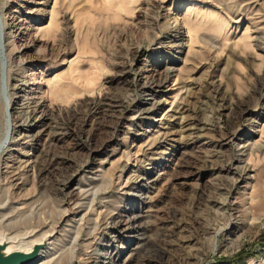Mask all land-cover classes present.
<instances>
[{
	"label": "rangeland",
	"instance_id": "rangeland-1",
	"mask_svg": "<svg viewBox=\"0 0 264 264\" xmlns=\"http://www.w3.org/2000/svg\"><path fill=\"white\" fill-rule=\"evenodd\" d=\"M1 28L0 235L59 218L74 264H264V175H238L264 167V0H0Z\"/></svg>",
	"mask_w": 264,
	"mask_h": 264
},
{
	"label": "bare ground",
	"instance_id": "bare-ground-1",
	"mask_svg": "<svg viewBox=\"0 0 264 264\" xmlns=\"http://www.w3.org/2000/svg\"><path fill=\"white\" fill-rule=\"evenodd\" d=\"M2 27V26H1ZM0 32H1V45H2V50L3 51H6V49H7V45H6V38H5V33H4V28H1L0 29ZM3 54V53H2ZM4 57V56H3ZM6 58V57H5ZM4 61V60H3ZM6 62V63H5ZM4 64H8V61H7V59H5V61H4ZM2 68L4 69V66L2 65ZM7 87H8V85H7ZM8 108H11L12 109V107H11V103L8 101V104H7V107H6V112H7V115H8ZM10 117H11V115L9 114L8 115V118L10 119ZM45 117H46V115H45ZM9 119H8V121H9ZM44 120V118H42V119H39V121H38V123H42V121ZM11 121V120H10ZM38 123H36L35 125H33V124H30V125H27V126H25V127H27V129H30V130H32V128L34 127V126H36V125H38ZM262 124V123H261ZM11 127V126H10ZM11 130V129H10ZM14 130V129H13ZM11 133H13V132H11ZM261 134H262V136H264V125H262L261 126ZM11 134H10V131L8 132V135L7 136H10ZM35 136V138L38 136L39 137V135H40V133L39 134H34ZM56 136V135H55ZM6 140H7V138H6ZM5 141V140H4ZM9 149V148H8ZM257 150V149H256ZM260 151H264V148L262 147L261 149H258L257 150V152L258 153H260ZM9 156V151H7L6 149H3L1 152H0V163L2 162V160H3V158H4V156L5 157H8ZM5 159V158H4ZM55 163V162H54ZM6 165V164H5ZM56 165V164H55ZM58 165V164H57ZM56 165V166H57ZM50 166V165H49ZM48 166V167H49ZM53 166H54V164H53ZM47 167V166H46ZM1 168V167H0ZM6 168H8V166L6 165ZM51 168V167H50ZM52 168H54V167H52ZM44 169V168H43ZM1 170V169H0ZM47 170V169H46ZM45 171V170H44ZM50 171H52L51 169H50ZM259 173V175L260 174H262V175H264V167H262V168H260V169H257V168H253V167H250L248 164H244L243 166H242V168H241V170L239 171V173H238V175H239V178L242 180V182H244V183H246L247 182V184L248 185H251L252 186V184L255 182V179H256V174L254 175V176H252V173ZM47 173V172H46ZM1 175V174H0ZM120 176V175H119ZM121 176H120V178L118 179V176H117V178L116 179H118V180H121ZM1 179V178H0ZM114 181V180H113ZM252 181V182H251ZM117 182H119V181H116V183ZM250 182H251V184H250ZM121 184H122V182H121ZM117 186H118V184H117ZM256 186V187H255ZM254 187H253V189L255 190V188L256 189H258L257 187V185H255ZM66 187V186H65ZM119 188V187H118ZM120 189V188H119ZM118 189V190H119ZM251 189V188H250ZM256 191V190H255ZM257 192H258V194H259V191L257 190ZM253 194H254V192H253ZM257 194V195H258ZM244 195V194H243ZM247 194H245V196H246ZM143 198V197H142ZM249 198V200L251 201V202H254L256 199H257V196H252L251 197V195L248 197ZM259 198V197H258ZM259 200V199H258ZM145 203V202H144ZM61 218H62V216H61ZM64 221H65V219L64 220H62L61 219V221L59 220V218H58V221H56V223H54V225H53V227H52V229L51 230H49L46 234H44L39 240H36V241H29V242H27L26 243V241H27V239H28V234H26V235H21V236H15V237H8V236H5V235H0V243H6L8 246H7V252H25V253H29V252H31L32 251V249H33V247L36 245V244H45V247H44V249L42 250V252H41V254H40V257H39V259L35 262V263H33V264H74L75 262L74 261H70V260H66L65 261V257H63V255H58V256H56V257H54L53 258V255L52 256H50V253H51V251L55 248V244L58 242V240L60 239V237L59 236H62V235H59L58 236V234H59V231H58V228H59V226H61V225H63V223H64ZM45 223H46V221H45ZM232 224L230 223V224H228L227 226H226V230H229L228 228L231 226ZM62 227V226H61ZM65 227V226H64ZM62 230V229H61ZM64 230V229H63ZM62 230V231H63ZM217 234V233H216ZM215 234V235H216ZM29 240V239H28ZM57 241V242H56ZM26 243V244H25ZM215 248V247H214ZM56 252V251H55ZM96 252V251H95ZM84 254V253H83ZM86 255V259H85V262H84V264H88V262L90 261V259H91V255L90 254H85ZM100 256V255H99ZM102 258H104V259H106V260H110L112 257H111V254H109V253H106L105 255H103V257ZM69 259H71V258H69ZM72 259H74V257L72 258ZM77 262V261H76ZM78 263V262H77Z\"/></svg>",
	"mask_w": 264,
	"mask_h": 264
},
{
	"label": "water",
	"instance_id": "water-1",
	"mask_svg": "<svg viewBox=\"0 0 264 264\" xmlns=\"http://www.w3.org/2000/svg\"><path fill=\"white\" fill-rule=\"evenodd\" d=\"M7 246L6 243H0V264H33L39 259L45 244H36L29 253L7 252Z\"/></svg>",
	"mask_w": 264,
	"mask_h": 264
},
{
	"label": "built area",
	"instance_id": "built-area-1",
	"mask_svg": "<svg viewBox=\"0 0 264 264\" xmlns=\"http://www.w3.org/2000/svg\"><path fill=\"white\" fill-rule=\"evenodd\" d=\"M264 228V227H263Z\"/></svg>",
	"mask_w": 264,
	"mask_h": 264
}]
</instances>
